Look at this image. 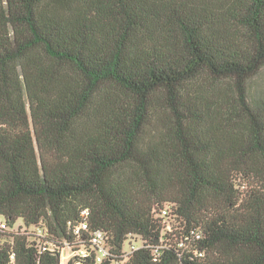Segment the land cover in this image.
I'll return each instance as SVG.
<instances>
[{
  "label": "trees",
  "instance_id": "obj_1",
  "mask_svg": "<svg viewBox=\"0 0 264 264\" xmlns=\"http://www.w3.org/2000/svg\"><path fill=\"white\" fill-rule=\"evenodd\" d=\"M263 71L264 0H0V264H264Z\"/></svg>",
  "mask_w": 264,
  "mask_h": 264
},
{
  "label": "built area",
  "instance_id": "obj_2",
  "mask_svg": "<svg viewBox=\"0 0 264 264\" xmlns=\"http://www.w3.org/2000/svg\"><path fill=\"white\" fill-rule=\"evenodd\" d=\"M84 215L87 216L88 212L84 211ZM158 217L161 218L163 221V230L169 231V232L172 231L173 222H175V221L172 217L170 209L168 208V209L163 210ZM8 228H9V226L7 224V221L4 218L0 217V232L7 231ZM88 231H89V226H88L87 220H83L80 224H78L75 227V233L78 236H80L82 232H88ZM40 232L43 234L35 232L34 235L40 237L41 239H44L47 237L46 230L40 229ZM136 239H139L142 242V246H143V241L140 239V237H134V238L131 237L126 242V245L132 246L133 251L130 253H127L125 250L126 256H128V255L134 253L136 250L140 249V247L139 248L136 247ZM131 241H132V243H131ZM91 244L93 246V249L97 250L96 264H102L105 257L109 254L108 248H107L106 234L103 232H97V233L93 234L92 239H91ZM65 250H69L70 255L72 257L74 256V253L70 250V248L67 247ZM64 251H63V253H64ZM78 255L80 257H87L89 255V253L85 248H82V250L79 252Z\"/></svg>",
  "mask_w": 264,
  "mask_h": 264
},
{
  "label": "rangeland",
  "instance_id": "obj_3",
  "mask_svg": "<svg viewBox=\"0 0 264 264\" xmlns=\"http://www.w3.org/2000/svg\"><path fill=\"white\" fill-rule=\"evenodd\" d=\"M253 88L259 92H264V71L254 80L253 82ZM20 228L23 229V231H27L34 235L35 232L41 233L40 229L43 228H26L22 221H18L16 225L13 227V229L8 228V231H18ZM43 234V233H41ZM132 243V241H131ZM142 246V242L139 239H136V247ZM125 250L127 253H130L133 251L132 246L126 245ZM72 256L69 253V250H65L62 254V264H68Z\"/></svg>",
  "mask_w": 264,
  "mask_h": 264
}]
</instances>
